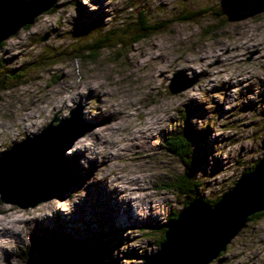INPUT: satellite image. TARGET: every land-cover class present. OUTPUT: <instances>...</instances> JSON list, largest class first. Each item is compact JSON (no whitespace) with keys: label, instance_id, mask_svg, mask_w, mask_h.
<instances>
[{"label":"rangeland","instance_id":"374dc122","mask_svg":"<svg viewBox=\"0 0 264 264\" xmlns=\"http://www.w3.org/2000/svg\"><path fill=\"white\" fill-rule=\"evenodd\" d=\"M141 13L146 25L158 30L135 43L131 32ZM106 37L110 41L94 54L90 47ZM4 42L0 79L4 73L12 75L4 79L0 91V158L13 144L35 137L54 117L68 118L77 107H81L84 133L73 143L79 141L87 152L78 150L71 162L66 156L73 144L64 153L72 184L69 191L51 199L62 201L55 209L61 218L56 221L50 214V223L41 229L30 225L37 229L35 237L27 234L28 227L23 228L17 244L8 236L11 241L0 250L12 249V254L8 259L0 257V264H34L41 239L56 234L89 253H72L77 264H92L91 259L94 264H142L147 255L158 251L166 226L188 198L172 188L185 170L166 149L173 132L189 131L193 173L201 184L197 194L202 199H219L243 170L264 155V0H56L50 10ZM152 44L166 51L167 59L144 57ZM135 57H141L139 65L129 62ZM151 64L159 67L153 76ZM178 71L183 72L178 86L193 78L197 81L173 95L167 86ZM86 78L101 85L102 99L88 98L91 107L101 105L105 113L112 106L120 110L121 128L112 134L105 129L112 125V116L109 124L90 131L85 104L73 98V88ZM55 97L65 98V104L55 105ZM186 98L195 99L197 105ZM146 118L156 122L150 143L106 165L92 162L99 150L102 155L113 154L112 143L123 146L132 139ZM99 130L106 147H90L92 133ZM5 167L0 163V179ZM116 176L122 183L141 177L144 200H149L143 207L153 212L157 222L120 227L111 215L114 209L105 203L98 202L105 211L91 208L90 213L78 205V198L88 201L87 191L76 189L83 183L96 182L95 188H106L108 183V193L116 196V188L121 187L112 181ZM105 188L99 189L107 193ZM44 190L22 194L21 204L29 205L55 191ZM51 200L27 208L0 201V222L8 207L29 221L24 213ZM209 264H264V216L248 222Z\"/></svg>","mask_w":264,"mask_h":264},{"label":"water","instance_id":"95a60500","mask_svg":"<svg viewBox=\"0 0 264 264\" xmlns=\"http://www.w3.org/2000/svg\"><path fill=\"white\" fill-rule=\"evenodd\" d=\"M54 2L0 0V44L31 25L39 15L50 10ZM180 75L182 71L174 73L170 79L167 86L170 94L182 92L197 81L193 78L178 86ZM80 108L71 110L69 117L63 120L54 117L38 135L24 138L5 152L0 158L1 165L6 166L5 175L0 179L1 202L21 208L33 207L70 190L72 177L63 164V157L74 140L83 136ZM74 129L77 130L72 133ZM44 189L55 191L29 205L21 204L22 194ZM262 212L264 155L213 205L199 198L192 199L166 226L158 251L147 255L142 264H209L225 252L250 217Z\"/></svg>","mask_w":264,"mask_h":264},{"label":"bare ground","instance_id":"6f19581e","mask_svg":"<svg viewBox=\"0 0 264 264\" xmlns=\"http://www.w3.org/2000/svg\"><path fill=\"white\" fill-rule=\"evenodd\" d=\"M102 6H104V3L101 4V7ZM157 45L152 44L150 46L151 50L150 51L148 50L149 52L144 53L143 56L147 57V58L149 57L150 59L153 57L154 58L153 60H156V61L158 58L159 59H167L166 58L167 54L164 55V52H166V51H160L162 49H160ZM140 59H141V57H135L132 61H129V62L132 65H139L138 62H141ZM156 64H158V63L156 62ZM150 68H151L150 69L151 75L155 74L156 72L159 71L158 65L151 64ZM149 77H150V75H149ZM100 87H101V85H99L95 80H90V79L86 78L83 82L80 83V85H77L76 87L73 88L74 89L73 90V98L76 100L82 101L85 104V106H86L85 116H86L87 120L90 119V121H91L90 125L92 126L89 129L90 131L97 129L103 125H107L106 124L107 122L109 124L108 120H111L110 118L112 116L113 117L112 125L110 124L107 127L104 126L105 129L109 132V134H112L114 131H116V129L121 128L119 122L117 121L119 119L117 116H118L120 110L117 108H114V106H112L111 107L112 110L110 109L111 111H109L108 113H105L106 109H103V107L101 105H98L96 107H91L88 104V98H90V97H97V95H98L102 99V91L100 90ZM55 99H57L55 101V105L63 106V104H65V98H56L55 97ZM186 99L190 101V104H196L197 105V103H198L195 99H191V98H186ZM135 108L132 111L136 112L138 110ZM115 115H116L117 119H115ZM143 122H144V124L142 127L136 128L134 130L135 135L132 133L134 135V137H132V139L128 138L130 140H125L123 143V146H121V145L119 146V144L117 145V144H115V142H114V144L112 143V145L114 146L113 149L116 148V151H114L113 154L110 151H108L105 155H102L101 151L99 150V153H95L94 155H92V157L94 158V160L92 162L100 160L101 165H106L111 161L112 158L120 156L122 159L121 155H124L125 154L124 152H129L132 148H134L136 146L142 148L146 144L150 143V141L153 137V134H154L156 122L151 120L150 118H146L145 121H143ZM92 136H93V143L94 144H92V142L89 141L88 145L90 147L91 146L92 147L97 146L96 147L97 149L106 147V142L104 141L105 137H104L103 131L99 130V131L93 132ZM78 150H81L83 153L87 152L85 150V148H83V146L80 144V142L76 141L75 143H73V146L71 148V152H70L71 154H69V156H66V157H68L69 162L73 161ZM80 170H81V167L76 168V172H80ZM103 176L104 175H102V177ZM87 177L88 178L91 177L90 173L87 174ZM140 179H141L140 176H135L134 178H130L129 179L130 181H128V182L124 181L122 183V182H120L119 177L116 176L115 178H113L112 179L113 182L120 183V185H121V187L120 186L118 187L119 190L117 188H116V191L114 190L116 192L115 193L116 196H113V195L108 193V190H109V189H107V187L109 186L108 183L105 184L107 186L106 188L105 187H96L95 188L94 184L97 185L96 182L94 184H93V182H91V183H89V185H86L85 183H83L80 188H76V189H79L83 193L87 191L86 195H88V201L83 200L81 198H78L77 203L83 209L88 210L89 213H90L91 208H93V210H95V212H97L98 210L105 211L103 206H98L99 205L98 202L100 201V202L105 203L106 206H110L112 209H114V211L112 212L111 215L114 216L115 222H117V224L120 227L128 226L131 223L134 225H137L139 222H143V221L148 222V223H150L152 221L157 222V219L154 217L153 212L152 211L150 212L143 207L144 206L143 202H147L149 200H144L147 196L145 194H143V192H142L143 188L141 187V182H139V181H141ZM111 183H110V185L112 186ZM126 184H128V185H126ZM99 188H105L106 190H104V191H106L107 193L102 192ZM92 190H93V192H91ZM60 202H62V201L51 200V201H48L46 203L40 204V206H37L35 208L30 209L27 213L23 214L27 218H29V217L33 218L32 220H30V218H29V221H27V220L25 221V219H23V217H19L18 211H16V210L12 211V209L10 207L6 208L4 211L5 217H3L4 218L3 221L0 222V226H1V228H0V247L3 244L6 245L7 243H9L11 241L10 237H14L16 239L15 244H17V242H19L22 238L21 231L23 230V228L28 227L27 234L30 235L31 237H35V233H36L37 229L29 228L30 225L31 226L36 225L38 227H40V226L44 227L45 225L50 223V221L47 222V217L50 214L56 216V221H57V219L61 218V216H60V212L55 210V209L60 205ZM150 203H153V202L151 201ZM115 204L120 205V207H116ZM56 225H57V223H55L53 227L55 228ZM40 229H41V227H40ZM16 235H18V237H19L18 239L16 238ZM8 236H10V237H8ZM11 254H12V249L0 250V257H2L4 259H8L11 256Z\"/></svg>","mask_w":264,"mask_h":264},{"label":"trees","instance_id":"16d2710c","mask_svg":"<svg viewBox=\"0 0 264 264\" xmlns=\"http://www.w3.org/2000/svg\"><path fill=\"white\" fill-rule=\"evenodd\" d=\"M54 1L56 2V0ZM157 30H158L157 27L146 25L144 21V15L141 13L136 29L134 28V30L131 32V35L133 36L132 41L136 43L146 38L147 36H150L151 34L155 33ZM109 41L110 38L106 37L103 40H101L99 44H94L90 48L92 49V52L95 54L97 49L102 48V45H105ZM4 43L5 42L0 44V48L3 47ZM94 57L95 55L92 56V58ZM1 68L2 66L0 64V69ZM8 75L11 76L12 74L4 73L3 77L0 79V91L3 89V84L5 83L4 79L8 78L9 77ZM188 135H189V131L187 128H185V132L184 131H181L180 133L173 132V134L166 140V149L173 156H175L183 164L185 168L182 175L175 180V184L172 186L174 191H176L177 193L183 195L184 197L188 196L186 202L184 203V207L194 198L202 199L197 194V191L201 188V184L198 178L196 177V175L193 173V167L195 162L193 161L192 158L193 155L192 141L189 139ZM256 162H254V164ZM253 165L249 169L243 170L242 173H246L247 171L251 170ZM202 200L208 205H213L218 199L216 200L202 199ZM262 216H264V212L255 214L248 219V222H251L253 220L254 221L258 220ZM175 217L176 214L172 216V219H175ZM162 241H163V236L161 237L159 244ZM40 246H41L40 256L34 262V264H77L76 261L73 262V260H76V255L72 253L77 252L78 254V253H84V251L85 253H88L86 252V250H77L78 248L76 247L75 244L67 240L65 237L63 238L59 236L58 234L50 236L46 239H41ZM83 255L86 257L85 254ZM221 255L222 253L219 254V256ZM64 258L68 260L67 263H65L66 261L62 262ZM91 262L92 264H94L92 259Z\"/></svg>","mask_w":264,"mask_h":264}]
</instances>
